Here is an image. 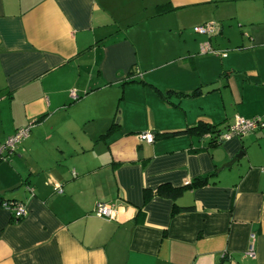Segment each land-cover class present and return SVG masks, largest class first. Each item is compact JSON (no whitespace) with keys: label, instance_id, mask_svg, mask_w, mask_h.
I'll return each mask as SVG.
<instances>
[{"label":"crops","instance_id":"1","mask_svg":"<svg viewBox=\"0 0 264 264\" xmlns=\"http://www.w3.org/2000/svg\"><path fill=\"white\" fill-rule=\"evenodd\" d=\"M235 116L264 118V0H0V143L29 126L0 160L26 208L0 205V264H264V128L194 130Z\"/></svg>","mask_w":264,"mask_h":264},{"label":"built area","instance_id":"2","mask_svg":"<svg viewBox=\"0 0 264 264\" xmlns=\"http://www.w3.org/2000/svg\"><path fill=\"white\" fill-rule=\"evenodd\" d=\"M194 33L200 35H210L216 30V25L213 22H206L201 25L194 26L192 28ZM200 51L202 53H215V50L211 47L210 43L207 41L200 46ZM222 55L225 56V53ZM70 96L75 99L76 94L72 90L70 91ZM264 128V118L262 117H253V118H244L240 116H235L233 122L227 127L226 131L220 135L221 140L230 139L231 137H242L254 130ZM29 132V126L22 127L17 129L13 135L8 137L4 142L0 143V160L5 159V155H10L14 152L17 144L23 139ZM138 138L141 141L147 143H152L154 141L155 135L152 131H145L138 134ZM190 182L186 180L185 185ZM55 188H58V185L55 184ZM2 206L9 210L15 219H20L26 214V208L23 203L12 202V203H3ZM94 213L98 217H103L107 219H115V208L112 203L98 202L95 205ZM245 255L249 257H255V251L253 244H250Z\"/></svg>","mask_w":264,"mask_h":264},{"label":"trees","instance_id":"3","mask_svg":"<svg viewBox=\"0 0 264 264\" xmlns=\"http://www.w3.org/2000/svg\"><path fill=\"white\" fill-rule=\"evenodd\" d=\"M157 11L158 12H163L164 10L161 8V6L157 7ZM167 96V95H166ZM194 130L198 133V134H205V133H211L213 136L212 141L210 142L211 145H216L218 143H220L222 140L220 139V135L222 133H220V130L217 129H213L211 126L207 125L206 123L200 122L195 128ZM212 173H208V174H204L201 175L199 177H196L195 179H193L192 181H190L189 184L183 186V187H173L171 185L165 184V185H161L159 187H157V189L154 190V192H151L149 190H145L144 191V198L145 201L153 194L161 196V197H165V198H170V199H174L178 194H180V192L183 190V188L188 187V188H198V187H202L206 184L209 183V178L211 177ZM12 202H18V201H13V200H4L0 198V205H2L3 203H12ZM183 210L182 208H179L177 206H175L172 210V214H175L179 211Z\"/></svg>","mask_w":264,"mask_h":264},{"label":"water","instance_id":"4","mask_svg":"<svg viewBox=\"0 0 264 264\" xmlns=\"http://www.w3.org/2000/svg\"><path fill=\"white\" fill-rule=\"evenodd\" d=\"M240 154H241V153L236 154L235 157H234L229 163H226V164L222 165V167H227V166H229L230 164H232V162H234L236 159L239 158V155H240ZM220 168H221V167H220Z\"/></svg>","mask_w":264,"mask_h":264},{"label":"rangeland","instance_id":"5","mask_svg":"<svg viewBox=\"0 0 264 264\" xmlns=\"http://www.w3.org/2000/svg\"><path fill=\"white\" fill-rule=\"evenodd\" d=\"M189 32H191V34L193 33V30H192V28H191V29H189Z\"/></svg>","mask_w":264,"mask_h":264}]
</instances>
